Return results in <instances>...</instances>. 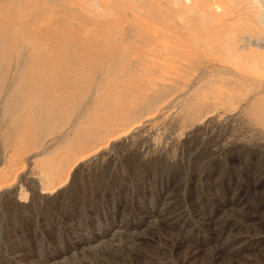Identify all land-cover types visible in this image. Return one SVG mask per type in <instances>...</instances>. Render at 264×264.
<instances>
[{"label":"rangeland","instance_id":"rangeland-1","mask_svg":"<svg viewBox=\"0 0 264 264\" xmlns=\"http://www.w3.org/2000/svg\"><path fill=\"white\" fill-rule=\"evenodd\" d=\"M0 264H264V0H0Z\"/></svg>","mask_w":264,"mask_h":264},{"label":"snow or ice","instance_id":"snow-or-ice-1","mask_svg":"<svg viewBox=\"0 0 264 264\" xmlns=\"http://www.w3.org/2000/svg\"><path fill=\"white\" fill-rule=\"evenodd\" d=\"M235 173L233 172V175ZM224 179H226L225 176L220 177V183L222 184ZM85 194H87V185H86V189H85ZM158 215L156 216L155 219V225L157 227H161L163 225H166L168 223L171 222L172 217H174L175 215L179 214V213H183L186 211L185 207L183 205H179L177 207H173L172 203L169 200H165L163 202H161L158 205ZM187 211H190V209H187ZM226 212H228L230 215L234 216L236 213V209L233 208L231 210H226Z\"/></svg>","mask_w":264,"mask_h":264},{"label":"bare ground","instance_id":"bare-ground-1","mask_svg":"<svg viewBox=\"0 0 264 264\" xmlns=\"http://www.w3.org/2000/svg\"><path fill=\"white\" fill-rule=\"evenodd\" d=\"M259 7V6H258ZM217 8V7H216Z\"/></svg>","mask_w":264,"mask_h":264}]
</instances>
